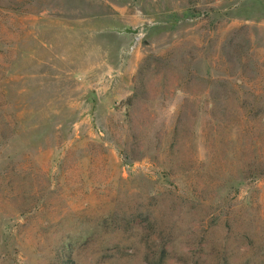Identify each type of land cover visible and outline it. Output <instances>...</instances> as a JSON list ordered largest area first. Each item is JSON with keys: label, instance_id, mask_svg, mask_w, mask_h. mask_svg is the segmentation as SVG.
I'll list each match as a JSON object with an SVG mask.
<instances>
[{"label": "rangeland", "instance_id": "rangeland-1", "mask_svg": "<svg viewBox=\"0 0 264 264\" xmlns=\"http://www.w3.org/2000/svg\"><path fill=\"white\" fill-rule=\"evenodd\" d=\"M0 264H264V0H0Z\"/></svg>", "mask_w": 264, "mask_h": 264}]
</instances>
